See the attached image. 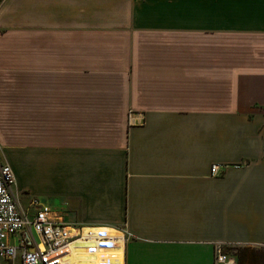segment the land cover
I'll use <instances>...</instances> for the list:
<instances>
[{"label":"crops","instance_id":"1","mask_svg":"<svg viewBox=\"0 0 264 264\" xmlns=\"http://www.w3.org/2000/svg\"><path fill=\"white\" fill-rule=\"evenodd\" d=\"M0 159L111 264H264V0H0Z\"/></svg>","mask_w":264,"mask_h":264},{"label":"built area","instance_id":"2","mask_svg":"<svg viewBox=\"0 0 264 264\" xmlns=\"http://www.w3.org/2000/svg\"><path fill=\"white\" fill-rule=\"evenodd\" d=\"M222 166H212V176L222 175ZM15 175L0 159V259L21 264H75V259L90 256L77 264H111L106 255H115L125 236L105 229H73L53 216L52 208L33 198V212L24 210L14 193ZM20 238L19 246L10 242ZM81 256V257H78ZM74 260V262H73ZM216 264H237L221 246Z\"/></svg>","mask_w":264,"mask_h":264},{"label":"rangeland","instance_id":"3","mask_svg":"<svg viewBox=\"0 0 264 264\" xmlns=\"http://www.w3.org/2000/svg\"><path fill=\"white\" fill-rule=\"evenodd\" d=\"M15 124H17V122H15ZM21 124V123H20Z\"/></svg>","mask_w":264,"mask_h":264}]
</instances>
